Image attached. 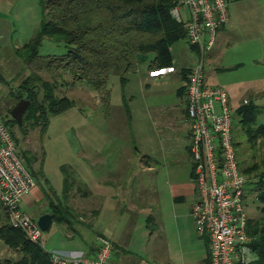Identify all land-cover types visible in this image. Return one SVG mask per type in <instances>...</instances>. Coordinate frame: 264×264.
I'll return each mask as SVG.
<instances>
[{"label":"rangeland","instance_id":"rangeland-1","mask_svg":"<svg viewBox=\"0 0 264 264\" xmlns=\"http://www.w3.org/2000/svg\"><path fill=\"white\" fill-rule=\"evenodd\" d=\"M251 6L257 7L254 14L248 12ZM230 11L229 26H231L235 43L234 50L243 55L239 60L243 65L242 74L247 76L255 68H257L255 70L262 68L263 71L264 66L256 65L252 58L259 54V50L256 51L257 47L264 51V0L257 2L230 0ZM43 21L44 12L40 0H0V75L3 78H0V115L8 122L9 129L16 138L18 155L23 164L37 182L43 176L53 175L52 182L55 183L56 174L60 179L61 166L68 165L70 160L77 158L75 157L77 152H81L83 148L90 145L86 142V137L107 135L109 131H104L103 123L107 128L109 124L113 125V122H116L119 125L117 137H121L122 142L127 140L123 146L127 148L131 156L134 154L136 157L141 156L134 152L138 150L134 138L136 135L140 139L137 141L140 144L141 154L148 155L153 146L157 161L152 164L158 171V177L154 181L156 185L149 182L145 200V205H148V214L156 219V223L152 226L147 223L149 232H154L152 239L149 240L152 252L146 256L143 251H137V256L140 259L147 257L149 264H162L160 263L161 255L163 258L172 256V259L176 257L180 260V256L189 253L191 245H195L194 247L197 245L198 250L205 252V240L198 237L190 213L196 197L189 194L184 202L174 203L171 194V184L176 181L186 185L187 188L193 182L189 173V157L185 151L186 135L183 130H180V126L187 123L182 119L181 122L169 123L172 129L169 131L161 129V133L151 127L153 125L151 113L155 117L156 110L162 109L166 117H174L183 103L175 94V87L178 84L175 78L178 76L174 74L166 77L173 80L167 86L157 85L155 80L145 77L148 76L147 65L138 63L136 73L128 74L129 83L125 90L128 97L133 95L135 99L133 103L128 100L130 109L134 113V128H131L128 122L130 119L128 120L127 112L120 107L114 108L109 122L105 121L107 111L104 100L105 92L117 86L114 82L116 74L111 75L108 87L102 90H96L86 81L77 82L74 86L67 85L72 81V76L61 71L50 70L46 59L47 56L66 53V46L49 39H45L39 49L40 58L27 63L16 56V50L23 47L37 34ZM176 46L189 50L185 40L177 42L174 47ZM31 75H37L44 81L56 83V95L60 98H69L74 102V106L65 112L51 116L47 125L33 128L30 123H26V131L23 132L19 125L11 121L13 118L9 111L15 106V100L11 94L18 91L22 80ZM140 80L144 81V84H152L150 92H140ZM154 107L156 108L152 109ZM155 119L157 125L163 123L158 122V118ZM100 124H102L101 127ZM261 124H264V108L258 115L254 126ZM235 126L239 162L243 166L246 158H249L251 144L238 119L235 120ZM184 164L185 170L182 173L166 175V169L173 170L178 165ZM133 165L136 166V163ZM258 165L261 167L260 163ZM80 167L83 168V165ZM256 181L255 178V183ZM153 185L157 186V189H154ZM26 198L22 203V209L37 221L41 213L48 208L46 204L45 208L35 204L30 205ZM261 206L257 195L251 193L247 212L253 220L254 218L264 219V214L259 208ZM145 217L144 214L140 215L142 225L145 223ZM42 243L47 252H55V223L49 231L43 232ZM20 257V253L7 247L0 240V260H18Z\"/></svg>","mask_w":264,"mask_h":264},{"label":"crops","instance_id":"crops-1","mask_svg":"<svg viewBox=\"0 0 264 264\" xmlns=\"http://www.w3.org/2000/svg\"><path fill=\"white\" fill-rule=\"evenodd\" d=\"M236 1L245 2L251 0ZM252 1L257 2L258 0ZM255 8L257 7L251 6L248 12L254 14ZM229 23L220 28L214 48L206 55L205 81L209 86L221 87L228 92L230 106L235 114L234 138L236 119L239 120L245 130L251 147L249 149V158H246L245 165L243 166L239 162V146L236 138L235 142L238 148L237 159L240 169L247 175L249 180L245 196L246 211L249 198L251 193H253L257 195V199L262 204L259 208L263 212L262 214H264V198L262 197L264 190V183L262 182L264 180V135L257 133V130L260 127H264V124L254 126L258 115L264 108V68L263 71L262 68L260 70H255L257 69L255 68L247 76L242 74L243 65L239 60L243 55L241 52L237 53L234 50L235 43L233 42ZM258 50L259 54H256L252 58V61L256 65L262 64L264 66V51L257 47L256 51ZM170 51L173 56L171 68L150 71V64L155 57L153 54L139 56L138 63L147 65L148 76L145 77L155 80L157 85L167 86L173 80L166 77L174 74L178 76V78H175V82L178 83L175 87V94L183 103L178 108V112L174 117H166L162 109L156 110L155 117L151 113V121L153 122L151 127L156 132L161 133V129L165 131L172 129L169 123H174L175 121L181 122V119L187 123L184 126H180V130H183L186 135L185 151L189 157V173L193 182L188 188L178 181L171 184V194L174 203H182L189 194L196 197L194 166L188 149L190 124L186 110V86L188 82V70L199 61V54L190 46L189 50L173 46ZM142 80L139 83L140 92H150L152 84H144ZM114 82L117 83V86H114L113 89H108L110 91V102L106 104L105 120L108 122L113 115L115 107L125 110L124 95L127 96L125 97L130 103H133L135 100L133 95L128 97L125 92L127 86L124 89L121 87L118 75ZM182 89H184V92ZM245 106L255 107L257 111L255 122L250 126L245 125L243 115L239 113V110ZM155 118H158V122L162 121L163 123L157 125ZM128 120L131 128H134V113H132V110ZM101 126L102 124H100ZM103 128L104 131H109L107 135L103 134L99 137L87 136L86 142L90 145L85 149L83 148L81 152H77L75 154L77 158L70 160L68 165L61 166L59 170L60 179L56 174L55 183L52 182L53 175L43 176L41 179H38V182L35 180L36 186L31 192L32 194L26 198V201L30 205L35 204L43 208H45L46 204L48 209L46 208L47 210H44L41 215L51 213L50 206L52 202L55 203V206H62L68 210V222L60 223L54 218L51 225L52 228L55 223V252L69 257L93 256L100 245L99 240L105 238L113 245L110 264H149L147 257L140 259L137 256V251H143L146 256L152 252L149 240L152 239L154 232H149L147 223L149 226H152L156 223V219L153 215L148 214V205H145V200L147 199L149 182L155 183L154 181L158 177V171L152 166V164L157 162L153 146H151L149 154L143 156L140 151V144L137 141L140 139L135 135V144L138 145L135 146L138 147L139 151L136 149L134 152L141 156L136 157L135 154L131 156L127 148L123 146V144L127 143V140L122 142L121 137H117L119 125L113 122V125L109 124V127L105 128L103 123ZM249 131L252 132V135ZM91 144L93 145L91 146ZM134 163H136V166L133 165ZM258 163L261 164V167ZM80 165H83V168ZM184 170L185 164L178 165L173 170L166 169L165 172L166 175L169 174L171 176L182 173ZM255 178L257 180L256 183ZM155 185H153V188L157 189ZM142 214L146 216L143 225L140 219V215ZM247 215L248 223L249 221L255 222L258 225L264 223V219L254 218L255 220H253V217L248 212ZM137 236H139V239H137ZM249 236L253 241V236ZM199 238L205 240V252L198 250L197 245L196 247H194L195 245H191L188 250L189 253L185 256H180V260L176 257L172 259V256L163 258L161 255L160 263L210 264L209 238L207 236ZM256 259L255 255L254 261Z\"/></svg>","mask_w":264,"mask_h":264},{"label":"built area","instance_id":"built-area-1","mask_svg":"<svg viewBox=\"0 0 264 264\" xmlns=\"http://www.w3.org/2000/svg\"><path fill=\"white\" fill-rule=\"evenodd\" d=\"M185 26V42L199 54L189 68L186 110L190 124L188 149L194 166L196 200L191 209L197 235L210 242L211 264H251L255 252L248 233L246 193L248 177L239 166L234 138L235 114L228 92L205 81L206 55L218 31L230 21L229 0H178L170 12ZM36 186L18 155V145L0 115V205L13 228L44 248L43 231L22 209ZM93 256L69 257L49 252L52 264H110L112 243L101 238Z\"/></svg>","mask_w":264,"mask_h":264},{"label":"trees","instance_id":"trees-1","mask_svg":"<svg viewBox=\"0 0 264 264\" xmlns=\"http://www.w3.org/2000/svg\"><path fill=\"white\" fill-rule=\"evenodd\" d=\"M177 1L40 0L44 21L37 34L16 50V56L27 63L40 58L39 49L44 40L49 39L66 46V53L47 56L46 59L50 70L72 76V81L67 85L74 86L77 82L86 81L96 90H102L108 86L111 75L116 74L124 89L129 83L128 74L137 70L139 56H155L150 71L172 67L170 49L186 38L185 26L177 23L170 14ZM0 78L3 79L1 75ZM56 91V83L44 81L37 75L22 80L18 91L11 94L15 104L21 99L31 102L23 125L19 126L21 131H26V123L33 128L47 125L51 116L74 106L72 100L58 97ZM125 96L124 108L130 118L131 110ZM104 100L109 104V90L105 92ZM239 113L243 115L245 125L250 126L255 122V107L245 106ZM11 121L18 125L14 119ZM249 133L252 135L251 131ZM257 133L264 135V127H260ZM13 137L16 140L14 134ZM50 208L58 222L69 221V212L65 207L55 206L52 202ZM0 222V240L21 254L18 260H0V264H52L50 253L45 248L31 243L21 229L9 224L2 205ZM248 233L253 236L251 247L257 257L251 264H264V223L258 225L249 221Z\"/></svg>","mask_w":264,"mask_h":264},{"label":"water","instance_id":"water-1","mask_svg":"<svg viewBox=\"0 0 264 264\" xmlns=\"http://www.w3.org/2000/svg\"><path fill=\"white\" fill-rule=\"evenodd\" d=\"M29 106H30L29 100L21 99L11 109L10 115L18 123L19 126L23 125L24 115ZM53 221H54V214L52 213L43 214L37 220L38 225L40 226L43 232H47L50 230Z\"/></svg>","mask_w":264,"mask_h":264}]
</instances>
